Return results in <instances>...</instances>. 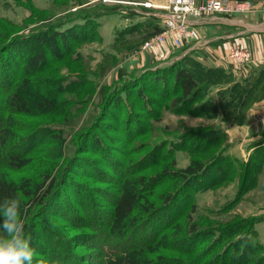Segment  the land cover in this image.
Segmentation results:
<instances>
[{"label": "rangeland", "instance_id": "rangeland-1", "mask_svg": "<svg viewBox=\"0 0 264 264\" xmlns=\"http://www.w3.org/2000/svg\"><path fill=\"white\" fill-rule=\"evenodd\" d=\"M166 2L0 0V48L10 45L0 52V131L9 132L6 134L9 148L26 145L22 162L15 161L9 166L10 159L4 157L0 170L18 183L29 180V187L22 191H31L35 183L48 176L47 183L55 180L52 188L55 200L50 205L56 206L50 209L54 213L50 217L62 234L71 227L66 220L73 221L76 227L82 225L81 230L89 234L97 233V226L111 225L109 216L116 200L127 183L128 187L134 186L138 180L139 199L116 230L126 253L133 251L138 264H220L219 251L237 236L231 228L242 219L262 215L250 212L264 207V171L261 168L257 173H248L250 187L241 193L238 188L243 170L222 178L220 167H215L216 154L222 145L207 143L210 140L200 137L204 131L225 126L227 120L220 110L215 117L201 115L199 111L194 114L197 107L210 112V106L205 104L206 94L192 104L180 102L178 88L168 86L162 91L157 82L146 83L150 76L140 82L145 101H141L142 92H131L128 96L120 93L128 83L136 85L138 78L134 77L143 71L142 56L152 53L156 63L166 61L188 42L200 39L196 28L193 37L167 32L163 41L145 46L152 36L142 32L125 43L111 46L116 29L133 23L130 19L141 18H132L129 13L159 18L169 11L158 7ZM112 6L119 8L109 13L107 7ZM80 13L103 14L99 18L103 39L86 41L80 48L73 45L68 48V42L79 36L71 32L64 37L53 31ZM205 14L212 13H202L196 18ZM40 47L46 49V58L38 70L29 73L26 90L29 112L12 110L8 102L10 90H4L7 88L4 81L9 77L11 85L15 84L22 76L21 62ZM45 100L49 102L39 106ZM261 125L264 126V121ZM181 138L185 144L178 147L173 144ZM223 144L230 147L228 135ZM208 145L213 149L207 150ZM227 153L231 155L228 149ZM196 161H201L208 170L203 178L202 172L196 170ZM211 171H215L216 177L210 182ZM141 178L143 181L146 178L145 183ZM235 195L238 196L233 201ZM22 197L25 196L17 198L23 201L25 236L36 252L33 264H88L92 241L86 240V233L72 230L77 235L74 241L63 237L56 242L62 243L55 246L60 249L59 260L52 259L54 244L44 241L39 230L46 222L41 215L45 207L29 208L28 198ZM168 198L174 201L170 205L166 203ZM89 199L96 213L84 217L82 206ZM79 200L84 201L83 205ZM30 209L33 212L28 215ZM71 209L78 213L66 219ZM152 209V214L147 215ZM31 227L36 231L29 234ZM255 227L264 228V222ZM261 236L264 238V231Z\"/></svg>", "mask_w": 264, "mask_h": 264}, {"label": "trees", "instance_id": "trees-1", "mask_svg": "<svg viewBox=\"0 0 264 264\" xmlns=\"http://www.w3.org/2000/svg\"><path fill=\"white\" fill-rule=\"evenodd\" d=\"M237 1H248L254 5L259 0ZM118 8L119 7L115 6L107 7V11L109 13H113ZM106 14L108 13H105V15ZM130 14L135 15L136 13L133 12ZM101 16H103V14L97 13L89 15L88 13H80L79 16L71 18V20L67 21L66 23L57 26L53 33L62 35L64 37H68V33H76L79 38L69 41L67 44L68 48H71V45L78 48L86 41L96 42L102 40V36L99 33V18H101ZM142 23L143 24H134L131 26V30L134 31L135 34L145 32L148 37L162 29V26L152 19L146 20ZM123 33V30H121L119 31V36L118 33L116 34L115 41L112 46L129 41L123 38ZM14 43H16V41H14ZM9 47L10 45L1 47L0 52ZM45 58L46 49L40 47V49L32 52L23 62H21L22 76L20 75L21 77L15 84L13 83V85H11L12 81L9 80V77L7 78V81H4L6 84L5 86H7V88L4 90H10L8 102L11 105L12 110L14 109L22 113L29 112L26 94L30 80L29 73L31 71L38 70L39 67H41L44 63ZM240 68L236 67V69ZM235 71L236 70L226 69L220 66H204L199 61L191 58L189 55H184L179 59L168 61L159 65L156 63L155 56L151 53H147L144 56L143 71L137 72V75H135L136 77H134L138 78L136 80V85L128 83L121 89L120 93L128 96L131 92H135L136 94H140L142 92L140 98L141 101H145L146 97H143V87L140 82L143 81L145 76H150L146 83L153 80V82H157L156 84L161 87L162 91H165L168 86L172 87L173 89L178 88L179 96L177 99L180 102L186 101L188 104H192L206 94L207 99L205 104L207 107L210 106V112H208V109L206 108L197 107L195 108L194 114H197L199 111L201 115L215 117L217 112L220 110L223 112L227 123H225V126H220L219 129L204 131L200 139L204 141L210 140L206 141L207 143L216 142L219 145H222L216 154L215 167H220L223 179L227 178L230 174L235 175L240 170H243L242 182L238 188V193H241L250 187L247 177L248 173L253 171L254 173H257L261 170L262 165H264V138H262V140L257 143L246 160L229 155L227 153L228 147L227 145H224L223 142L227 135L226 128L234 123L245 122L247 110L254 103L264 100V62H262L258 67L252 68L245 76L237 75ZM131 88H135V90L131 91ZM47 102H49V100L42 101L39 103V106H42ZM190 110H194V108ZM8 133V131H3V129L0 131V165H2L4 161L2 158L6 157L10 159L11 164L8 165L13 166L15 161H18V163L22 162V159L25 156L26 145L20 144L19 147L14 146L9 148V146H7L8 137H6V134ZM173 144L176 146L178 144L182 146V144H185V141L183 138H181L180 140L173 142ZM207 147V150L213 149L212 146L208 145ZM6 151H8L7 155H2L3 152ZM196 170H200L202 172L200 175L201 178H203V176L206 174L205 172L208 171L206 170V166L201 161H196ZM190 171L193 172L192 170ZM215 174V171H211V175L209 177L210 182L216 177ZM46 179L40 183H35V185L32 186L31 191H22L29 187V180L26 179L24 183H18L17 181L10 179L5 174V172L0 170V200H2L4 197L20 198V195H23L29 200V208H36L37 206L45 207L41 211V215L44 219H46V222L44 225L39 227V230L42 231L44 241L54 244L52 251H54V256L56 257L52 255V259H56L57 261L59 260V257L57 258V256L60 255V249L55 246H60L62 243L56 242L61 241L63 237H65L67 241L69 238L73 239L72 241H74L77 235L73 232H80L82 235H84L86 232L81 230L83 228L82 225L80 227H76L73 221L70 222L66 220L65 222L71 224V227L65 232L63 231L65 234L64 235L61 233V229L55 227V225L51 222L52 217L50 216H52L54 213L50 211V209L56 206L52 205L51 207L50 205L51 200H55V197H52V188L55 180L47 183ZM140 181L145 183L146 178H144V181L143 178H141ZM129 186L130 187H128L127 183L125 190L116 200V204L111 211V216H109V221L116 225L107 224L97 226V233H86L87 235H84L88 236L89 238H86V240L92 241L90 243L92 246V253L90 254L88 264H126L128 262L129 264H138L137 261H135L136 259H134L135 254L133 251L131 253H126L127 250L123 248L122 243L120 242V232H116L119 226L118 224L124 221L125 217L129 216L133 205L139 199L138 193H136L137 187L139 186L138 180L134 182V186L132 184H129ZM128 190H130L129 193H127ZM237 196L238 195L234 196L233 201L237 199ZM25 197H22V199ZM79 201L83 205L84 201ZM22 202L23 201H21V203ZM173 202L174 201H172L171 198L166 200L167 205H170ZM153 211L154 209L149 211L147 215L152 214ZM32 212L33 209H30L28 211V215L32 214ZM75 213L78 212H76L74 209H71L70 212L66 213V219H69V217ZM82 213L84 214V217L96 213L90 199L84 206H82ZM261 220H264V216H250L249 220L244 221V219H242L238 222V225L243 224L245 229L235 228L238 227V225L231 228L234 229L233 235L236 234L237 236L235 240L230 241L231 244L229 243L223 250L219 251L217 256H219L220 264H264V243L260 242L258 238V232L255 229V224ZM108 226L109 229L106 231ZM34 229L35 227H31L27 233L30 234L31 232H34ZM194 230L195 226L192 225L191 231ZM110 257H112L114 260H111L112 258Z\"/></svg>", "mask_w": 264, "mask_h": 264}, {"label": "crops", "instance_id": "crops-1", "mask_svg": "<svg viewBox=\"0 0 264 264\" xmlns=\"http://www.w3.org/2000/svg\"><path fill=\"white\" fill-rule=\"evenodd\" d=\"M159 2L161 3L162 1ZM135 13V15L129 13V16L141 18L139 20L130 19L133 23H128L121 29L124 32L123 38L125 40H131L136 35L131 30V26L134 24H143L142 22L152 19L162 25L161 14L158 18L154 15H143L147 13ZM262 21H264V0L257 1L252 9L248 11L232 14L212 13L205 14L199 18L191 17V24L195 29H198L200 39L188 42L179 52L171 55L166 61H160L158 64L161 65L168 61L179 59L184 55H189L204 66H220L236 70L237 75L245 76L252 68L258 67L264 62V32L259 30ZM100 25L102 24L100 23ZM121 30L116 29L115 33H119ZM115 37L116 35H114V38L110 42L111 46L115 41ZM236 43L247 45L253 53L252 62L244 64L243 67H239L240 69H236L232 60L228 58L229 47ZM143 61L144 57L142 56L141 63ZM245 119V122L234 123L226 128L228 143L230 145L228 152L242 160H246L257 143L264 138V135L261 134L264 133V126L261 125L262 121H264V100L254 103L247 110ZM262 171H264V167H262ZM250 214H262L260 216H264V207L256 208ZM260 222H264V220L256 224ZM256 231L258 232L260 242L264 243V238L261 236L264 228L256 229Z\"/></svg>", "mask_w": 264, "mask_h": 264}, {"label": "built area", "instance_id": "built-area-1", "mask_svg": "<svg viewBox=\"0 0 264 264\" xmlns=\"http://www.w3.org/2000/svg\"><path fill=\"white\" fill-rule=\"evenodd\" d=\"M165 4L158 5L160 8L168 9L162 14V29L151 35L150 41L145 46H150L153 42L158 43L166 38L167 32H177L181 36L193 37L194 27L191 24V17H198L202 13H222L232 14L252 9V4L248 1L237 0H165ZM264 32V21L260 23V29ZM179 44L178 39H174ZM228 56L239 68L244 64L251 63L253 53L247 45L240 43L229 47Z\"/></svg>", "mask_w": 264, "mask_h": 264}, {"label": "clouds", "instance_id": "clouds-1", "mask_svg": "<svg viewBox=\"0 0 264 264\" xmlns=\"http://www.w3.org/2000/svg\"><path fill=\"white\" fill-rule=\"evenodd\" d=\"M35 255L25 236L21 201L4 197L0 200V264H33Z\"/></svg>", "mask_w": 264, "mask_h": 264}, {"label": "water", "instance_id": "water-1", "mask_svg": "<svg viewBox=\"0 0 264 264\" xmlns=\"http://www.w3.org/2000/svg\"><path fill=\"white\" fill-rule=\"evenodd\" d=\"M203 2L205 1V0H202Z\"/></svg>", "mask_w": 264, "mask_h": 264}]
</instances>
